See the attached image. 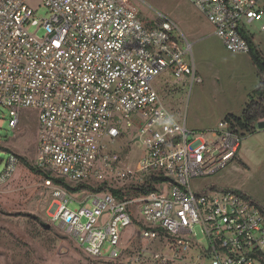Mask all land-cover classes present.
Segmentation results:
<instances>
[{"label":"built area","instance_id":"2783aa9c","mask_svg":"<svg viewBox=\"0 0 264 264\" xmlns=\"http://www.w3.org/2000/svg\"><path fill=\"white\" fill-rule=\"evenodd\" d=\"M40 1L49 16L38 22L26 0H0V105L9 110L11 128L21 111L35 113V167L103 187L83 191L75 209L62 191L49 222L66 229L92 258H119L121 232L142 225L141 237L164 244L170 257L145 247L130 264H264V208L235 189L190 184L237 161L243 137L226 120L205 133L189 131L153 86L165 71L178 80L191 76L190 86L201 82L191 45L185 40L180 49L172 35L176 26L161 16L144 25L128 0ZM188 1L232 54H248L247 25L261 21L264 31V0ZM187 53L189 61L182 57ZM122 139L141 148L133 165L108 150ZM17 164L10 154L0 186ZM198 232L206 249L194 243ZM194 248L198 263L187 256Z\"/></svg>","mask_w":264,"mask_h":264},{"label":"rangeland","instance_id":"374dc122","mask_svg":"<svg viewBox=\"0 0 264 264\" xmlns=\"http://www.w3.org/2000/svg\"><path fill=\"white\" fill-rule=\"evenodd\" d=\"M128 1L144 25H150L155 17L161 16L176 26L172 35L180 49H185V40L191 45L195 76L200 77V83L190 86L191 76L177 80L170 71L163 72L153 81L161 102L173 116L181 122L185 120L189 131L205 133L217 129L226 114H240L251 92L246 94L244 91L254 88L258 82L256 70L250 71L252 65L248 54L228 52L210 32L209 22L188 0ZM26 5L33 11L32 18L38 22L48 18L49 10L40 0H26ZM260 25L261 21H254L247 25V29L264 55V31L260 30ZM27 29L38 37L43 35L41 28L28 26ZM190 53L182 56L185 61H189ZM9 118L8 108L0 105V173L10 154L18 160L11 178L0 186V264H130L131 255L145 247L170 257L164 244L159 241L149 243L141 237L142 225L127 227L121 232L123 250L117 259L92 258L81 251L66 229L49 222L48 212L65 190L53 183L47 185L43 175L31 168L35 167L37 149L35 113L21 111L15 128L8 126ZM126 139L108 145V150L119 153L127 158L129 165H133L141 156V148ZM241 144V157L247 164V171L241 170L240 173L244 166H240L237 160L235 170L229 165L215 176L191 179V187L205 190L220 176L219 182L226 188L248 193L264 205V129L257 127L255 132L242 139ZM69 194L73 201H69L68 206L72 209L85 198L83 191ZM86 204L91 205V201ZM194 243H198L200 249L208 246L206 237L199 232ZM104 247L107 257L110 244L105 243ZM187 256H196L195 263L200 262L196 248Z\"/></svg>","mask_w":264,"mask_h":264},{"label":"trees","instance_id":"16d2710c","mask_svg":"<svg viewBox=\"0 0 264 264\" xmlns=\"http://www.w3.org/2000/svg\"><path fill=\"white\" fill-rule=\"evenodd\" d=\"M246 40L249 44L248 56L257 72L258 82L251 90V92L247 95L248 102L244 105L240 114L235 115L232 113H228L223 117V120L229 122L231 129L239 133L243 138L246 135L255 132L257 129V123L262 120V118L264 119V113L262 112L264 110V103H261L264 102V55H262L260 50L254 44L251 37H246ZM255 98L259 101H256ZM31 168H33L32 170H34L35 172L43 175L46 180H51L54 185L61 186L66 192L71 194L82 191L99 192L103 190V187L92 185L91 182V184L89 182L75 184L69 181H65L63 178L53 177L49 174L48 171L46 172L37 167ZM149 189L150 187H146L145 191ZM234 191L238 192L239 190L236 191L235 189ZM141 227L143 228V226Z\"/></svg>","mask_w":264,"mask_h":264},{"label":"crops","instance_id":"0c3cea01","mask_svg":"<svg viewBox=\"0 0 264 264\" xmlns=\"http://www.w3.org/2000/svg\"><path fill=\"white\" fill-rule=\"evenodd\" d=\"M210 32L212 33V27H210ZM248 59H249V61H250V63H251V65H252V68L250 69V71L253 73V71H254V69H255V67H254V65L252 64V62H251V60H250V58H249V56H248ZM178 80V79H177ZM250 87H251V84L249 85ZM253 89V87H251L250 89H247L246 88V91H244V92H246V94H248L251 90ZM248 92V93H247ZM167 108V107H166ZM241 151H242V144H241V146H240V148H239V150H238V158H240V160L238 161V164L241 166V164H243V166L244 167H241V169L239 170L240 171V173L242 172L241 170H243V171H247V164H246V162H244L243 161V159H242V157H241ZM235 163V162H234ZM234 163H231L230 165L234 168V167H236V164H234ZM234 164V165H233ZM234 170H235V168H234ZM220 173V172H219ZM217 175V174H216ZM215 176V175H214ZM220 181V176L219 177H217L216 179H214V180H212L209 184L210 185H212V186H216V187H220V188H226L224 185H222L223 183L222 182H219ZM239 190V189H238ZM240 192H243V191H241V190H239ZM244 193V192H243ZM244 194H246L247 196H249V197H251L252 199H254L251 195H249L248 193H244ZM255 200V199H254ZM256 202H258L257 200H255ZM259 204L263 207L264 205L263 204H261L260 202H259ZM264 208V207H263Z\"/></svg>","mask_w":264,"mask_h":264},{"label":"water","instance_id":"95a60500","mask_svg":"<svg viewBox=\"0 0 264 264\" xmlns=\"http://www.w3.org/2000/svg\"><path fill=\"white\" fill-rule=\"evenodd\" d=\"M258 129H264V120L257 123Z\"/></svg>","mask_w":264,"mask_h":264}]
</instances>
